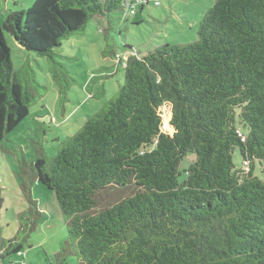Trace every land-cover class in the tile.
Listing matches in <instances>:
<instances>
[{
    "label": "trees",
    "instance_id": "trees-1",
    "mask_svg": "<svg viewBox=\"0 0 264 264\" xmlns=\"http://www.w3.org/2000/svg\"><path fill=\"white\" fill-rule=\"evenodd\" d=\"M125 3L35 0L0 20V143L46 88L28 60L15 69L6 33L48 59L65 102L75 78L58 48L96 15L107 20L106 40L121 35L131 15ZM198 35L128 53L117 95L55 156L40 147L35 162L21 164L30 206L20 220L34 229L41 215L34 182L53 190L68 230L61 261L75 255L79 264H264V180L255 172L258 165L264 174V0H216ZM111 47L108 41L105 57L116 55ZM114 72L104 67L91 81ZM163 105L170 106L173 133L163 129ZM3 201L0 194V210ZM14 240L0 244V259L21 252Z\"/></svg>",
    "mask_w": 264,
    "mask_h": 264
},
{
    "label": "rangeland",
    "instance_id": "rangeland-1",
    "mask_svg": "<svg viewBox=\"0 0 264 264\" xmlns=\"http://www.w3.org/2000/svg\"><path fill=\"white\" fill-rule=\"evenodd\" d=\"M35 0H0V20L3 22L10 11H26ZM136 13L123 23V32L112 34L106 40L104 29L107 20L96 15L84 31L71 35L58 50L65 56L59 58L67 63L75 81L68 91V100L62 101L59 86L49 71V61L34 51L26 50L16 39L6 33L7 43L15 69H20L28 60L37 80L45 89L43 97L30 107V113L19 125L7 134L0 143V194L4 199L0 212L1 245L9 244L14 236L23 245L21 252L4 255L0 264H79L75 255L60 260L57 255L68 240L66 219L59 206L56 193L39 181L33 183L31 197L41 215L34 229L28 219L20 220L30 201L22 188V163L29 165L39 157L43 147L48 156L58 153L61 142L82 127L84 121L98 112L107 101L115 97L125 82V60L128 53L145 54L154 46L164 43L185 44L198 39L200 21L216 0H135ZM146 4V5H145ZM144 5V6H143ZM108 41L115 49V56H104ZM132 49L126 52V47ZM113 67L110 76L92 82L93 73ZM108 69V68H107ZM163 129L173 133L170 124L171 109H160ZM193 160L186 158L181 169ZM234 162L243 164V157L236 147ZM29 170V166H26ZM256 174L264 180L257 165ZM27 177L26 175H24ZM130 191V190H129ZM23 225V227L21 226Z\"/></svg>",
    "mask_w": 264,
    "mask_h": 264
},
{
    "label": "built area",
    "instance_id": "built-area-1",
    "mask_svg": "<svg viewBox=\"0 0 264 264\" xmlns=\"http://www.w3.org/2000/svg\"><path fill=\"white\" fill-rule=\"evenodd\" d=\"M140 2L143 3V0H140ZM136 3H137V1L126 0L125 7H126L127 12L129 14H135V12H136Z\"/></svg>",
    "mask_w": 264,
    "mask_h": 264
},
{
    "label": "crops",
    "instance_id": "crops-1",
    "mask_svg": "<svg viewBox=\"0 0 264 264\" xmlns=\"http://www.w3.org/2000/svg\"><path fill=\"white\" fill-rule=\"evenodd\" d=\"M128 55V54H127Z\"/></svg>",
    "mask_w": 264,
    "mask_h": 264
}]
</instances>
